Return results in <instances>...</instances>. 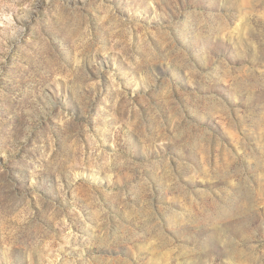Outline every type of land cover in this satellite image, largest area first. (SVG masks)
<instances>
[{
	"label": "rangeland",
	"instance_id": "rangeland-1",
	"mask_svg": "<svg viewBox=\"0 0 264 264\" xmlns=\"http://www.w3.org/2000/svg\"><path fill=\"white\" fill-rule=\"evenodd\" d=\"M0 264H264V0H0Z\"/></svg>",
	"mask_w": 264,
	"mask_h": 264
}]
</instances>
